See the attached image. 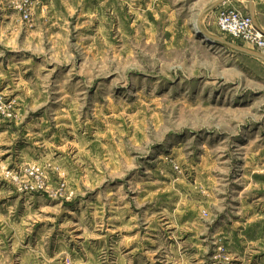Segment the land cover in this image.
<instances>
[{"label": "rangeland", "instance_id": "374dc122", "mask_svg": "<svg viewBox=\"0 0 264 264\" xmlns=\"http://www.w3.org/2000/svg\"><path fill=\"white\" fill-rule=\"evenodd\" d=\"M215 1L0 0V240L18 214L29 264H264V62L201 40Z\"/></svg>", "mask_w": 264, "mask_h": 264}, {"label": "built area", "instance_id": "2783aa9c", "mask_svg": "<svg viewBox=\"0 0 264 264\" xmlns=\"http://www.w3.org/2000/svg\"><path fill=\"white\" fill-rule=\"evenodd\" d=\"M47 0H18L15 8L22 19L33 21L35 11L45 5ZM217 27L221 33L239 39L264 55V33L255 26L253 17L240 7L230 5V1L220 6L217 15Z\"/></svg>", "mask_w": 264, "mask_h": 264}, {"label": "crops", "instance_id": "0c3cea01", "mask_svg": "<svg viewBox=\"0 0 264 264\" xmlns=\"http://www.w3.org/2000/svg\"><path fill=\"white\" fill-rule=\"evenodd\" d=\"M249 1V0H248ZM216 2V1H215ZM231 2H240L243 4L245 0H230ZM261 0H254L255 3V19L257 26L264 31V22L260 20L259 14H260V5ZM214 3V2H213ZM213 3L208 5L206 8H204L201 13L199 14L197 18V22L201 16V14L208 8L210 7ZM240 8H243L242 6ZM249 14V7L244 8ZM204 20V19H203ZM204 24V21H202ZM255 23V22H254ZM217 24V23H216ZM202 40V39H201ZM4 146V145H2ZM9 148V147H7ZM2 150V147L0 146V151ZM3 153L6 154H11V149H6L3 150ZM12 158L11 155H9L10 159ZM6 204L10 203V200L5 201ZM6 205H3V207ZM11 210V209H10ZM5 217V221L1 225L3 228L2 230L4 231V234L7 235V241L4 242L2 239L0 240V264H29L28 263V258H29V242H28V229H25V233L23 234V229L21 226L22 224V218L17 217L18 214L15 213H5L3 214ZM1 216V215H0ZM20 221V223H18ZM12 226H16L17 228H20L19 230H14L12 231Z\"/></svg>", "mask_w": 264, "mask_h": 264}, {"label": "water", "instance_id": "95a60500", "mask_svg": "<svg viewBox=\"0 0 264 264\" xmlns=\"http://www.w3.org/2000/svg\"><path fill=\"white\" fill-rule=\"evenodd\" d=\"M228 1L230 0H217L216 2H214L210 7H208L200 16L198 22L196 23L195 27L196 29L199 31V33H202L204 36L210 38L213 43H215L216 45H219L221 47H224V48H227V49H230V50H233L237 53H240V54H244L246 56H249V57H252L254 59H257V60H261L264 62V55L261 54L260 52L258 51H253L251 49H247L245 47H242V46H239V45H236L232 42H229L219 36H216V35H213L212 33L208 32L204 27H203V19L204 17L209 14L211 11L215 10L216 8L222 6L223 4L227 3ZM248 7H249V12H250V15L253 17L254 19V22H255V26L257 27V29H259L261 32L264 33L263 30H261L258 26H257V23H256V17H255V4H254V0H249L248 1Z\"/></svg>", "mask_w": 264, "mask_h": 264}, {"label": "bare ground", "instance_id": "6f19581e", "mask_svg": "<svg viewBox=\"0 0 264 264\" xmlns=\"http://www.w3.org/2000/svg\"><path fill=\"white\" fill-rule=\"evenodd\" d=\"M254 4H255V3H254ZM199 36L201 37L202 40H204V41H206V42H208V43H210V44H214V45H215V43H213V41H212L210 38L204 36L202 33H199ZM218 46H219V45H218Z\"/></svg>", "mask_w": 264, "mask_h": 264}]
</instances>
